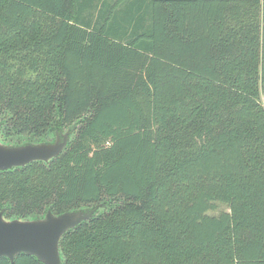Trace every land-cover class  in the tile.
Returning <instances> with one entry per match:
<instances>
[{
	"label": "trees",
	"instance_id": "1",
	"mask_svg": "<svg viewBox=\"0 0 264 264\" xmlns=\"http://www.w3.org/2000/svg\"><path fill=\"white\" fill-rule=\"evenodd\" d=\"M66 127L0 171L5 219L99 205L63 264H264V0H0V140Z\"/></svg>",
	"mask_w": 264,
	"mask_h": 264
},
{
	"label": "water",
	"instance_id": "2",
	"mask_svg": "<svg viewBox=\"0 0 264 264\" xmlns=\"http://www.w3.org/2000/svg\"><path fill=\"white\" fill-rule=\"evenodd\" d=\"M66 130L56 134L52 142H34L20 145L0 140V171L22 167L33 161L47 162L60 154L73 132ZM99 205L60 214L48 210L37 219H5L0 210V258L12 264L18 254L36 257L42 264H63L59 242L62 236L97 212Z\"/></svg>",
	"mask_w": 264,
	"mask_h": 264
},
{
	"label": "rangeland",
	"instance_id": "3",
	"mask_svg": "<svg viewBox=\"0 0 264 264\" xmlns=\"http://www.w3.org/2000/svg\"><path fill=\"white\" fill-rule=\"evenodd\" d=\"M108 2H113L114 0H107ZM69 129V127H66V128H64L63 129V132H65L66 130H68ZM54 134H52L51 136H49L47 139L48 140H50V141H54ZM46 139V140H47ZM26 140H31L29 137H27V136H14V137H12L11 138V140H9V141H5V140H3V139H1V141L2 142H4V143H12V144H17V143H21L22 144V142H25ZM33 141H36V140H33ZM103 209V208H102ZM227 210V207L225 206V205H223V204H217L216 205V208L215 209H213V210H210V211H208V214H210V215H216V214H218L219 212H221V211H226Z\"/></svg>",
	"mask_w": 264,
	"mask_h": 264
},
{
	"label": "flooded vegetation",
	"instance_id": "4",
	"mask_svg": "<svg viewBox=\"0 0 264 264\" xmlns=\"http://www.w3.org/2000/svg\"><path fill=\"white\" fill-rule=\"evenodd\" d=\"M59 135H60V133H59Z\"/></svg>",
	"mask_w": 264,
	"mask_h": 264
}]
</instances>
